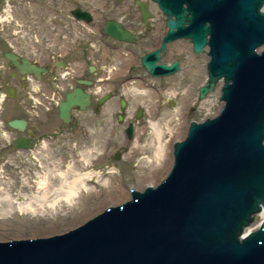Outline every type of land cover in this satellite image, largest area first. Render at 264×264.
I'll use <instances>...</instances> for the list:
<instances>
[{
    "label": "water",
    "instance_id": "water-1",
    "mask_svg": "<svg viewBox=\"0 0 264 264\" xmlns=\"http://www.w3.org/2000/svg\"><path fill=\"white\" fill-rule=\"evenodd\" d=\"M144 21L150 17L142 0ZM168 16V33L160 47L142 56L153 75H168L180 62L158 63L169 41L189 37L195 52L209 46L208 81L203 98L223 80L221 110L192 121L187 134L173 145V165L156 186L131 188V198L108 206L80 226L45 237L0 241V264H264V220L243 236L253 216L264 209V0H155ZM71 15L90 22L80 7ZM105 32L117 41L134 42L132 31L108 20ZM175 42V41H174ZM4 57L25 81L42 79L51 70L30 56L6 50ZM65 69L63 59L55 62ZM96 73V66L90 65ZM77 79L59 102V118L73 127V110L92 105L88 86ZM17 88L7 87L9 98ZM104 95L98 105L108 98ZM118 120L128 102L124 95ZM173 104V102H171ZM143 112L138 108L136 118ZM7 124L22 134L12 140L17 150L36 146L37 126L25 117ZM133 125L127 129L132 136ZM121 154L117 153L116 159Z\"/></svg>",
    "mask_w": 264,
    "mask_h": 264
},
{
    "label": "rangeland",
    "instance_id": "rangeland-1",
    "mask_svg": "<svg viewBox=\"0 0 264 264\" xmlns=\"http://www.w3.org/2000/svg\"><path fill=\"white\" fill-rule=\"evenodd\" d=\"M105 1L0 0L1 46L7 48L10 43L21 50L43 47L41 52L46 55V62L51 60L49 58L53 57L56 61L61 57L68 62L67 70L70 67L77 70L74 73L76 76L84 74L92 63L98 64L100 69V77L96 78V84L91 88L94 102L85 113L76 116L81 126L72 130L60 120L56 106L57 100L69 90L71 75L52 80V73L41 82L36 81L23 89L21 82L11 74L14 69L0 53V79L9 81L11 85L15 83L14 86L19 90L14 98L3 97L5 87L4 83H0V241L66 232L97 215L107 205H118L128 200L131 187L141 190L150 184L157 185L167 176L169 169L159 176L158 182L143 181L151 176L155 168L153 159L160 143L149 121L154 118L164 128V145L173 138V155V143L185 137L181 135L187 130L190 121L214 116L222 106L219 100L221 81L205 97L199 96V87L205 84L201 82L203 74L194 69L196 66L193 61L196 60V65H199L198 61L202 65L206 64L204 52L195 53L172 43L161 62L180 60L182 69L179 72L163 78H150L138 60L132 74L138 73L147 80L141 91L134 81L124 88L129 103L125 121L117 123L111 114L117 105L113 101L104 105L103 112L95 113L96 97L112 89L113 83L118 81L117 74L121 71L124 73V68L133 56H124L120 54L121 51L109 54L101 33L90 25L74 22L71 11L80 7L96 12L94 17L97 16L99 22H102V15H110L116 21L134 25L136 43L123 45L137 50L140 57L159 46L158 41L162 38L159 28L164 18L149 10L148 24L153 23L158 28L153 33L140 18V8L135 0H127L125 5H128H124V8H117L115 0H108L107 7H104ZM129 13L133 15L129 16ZM164 29L166 32L167 28ZM56 42L59 44L58 49L55 47ZM32 53L34 55L37 52ZM65 70L55 69L54 72L64 73ZM164 83L168 89L161 91L160 85ZM152 84L159 88L160 93ZM37 96L44 105L38 106ZM34 104L37 110L29 108ZM138 107L144 109V114L135 122L139 131L137 141L133 142V147H124L125 125L127 121H135V109ZM13 117H29L31 123L39 122L38 144L33 150H16L12 146L11 141L18 132L11 129L7 121ZM170 121H173L174 132H168L167 123ZM116 152L121 153L120 159H105ZM92 172L93 176L86 175ZM81 174H85L86 187L76 182ZM112 184L128 188V197L123 201L114 199L117 192ZM70 187L76 188L77 194L68 197ZM261 220L262 216L257 213L252 223L257 226ZM36 230L51 231L30 236L29 233ZM22 234L24 236H20Z\"/></svg>",
    "mask_w": 264,
    "mask_h": 264
},
{
    "label": "flooded vegetation",
    "instance_id": "flooded-vegetation-1",
    "mask_svg": "<svg viewBox=\"0 0 264 264\" xmlns=\"http://www.w3.org/2000/svg\"><path fill=\"white\" fill-rule=\"evenodd\" d=\"M107 2H108V0H106L105 2H104V7H107ZM127 2V0H115V4H116V7L117 8H120V7H123L124 8V5H125V3ZM136 3V2H135ZM149 6H150V3L149 2H146ZM137 4V3H136ZM126 5H128V4H126ZM125 5V6H126ZM138 5V4H137ZM139 6V5H138ZM140 8V7H139ZM149 9H150V7H149ZM151 11V10H150ZM140 12H141V10H140ZM153 12V11H152ZM95 13L96 12H92V15H93V18H92V20L90 21V22H88V24L92 27V28H96L97 29V31L99 32V33H101V35H102V42H103V44H104V46H106V48L108 49V53L110 54V53H112L113 51H118V53L120 52V54H124L125 52L127 53H125L127 56H133V58L131 59L132 60V62L134 63V64H132L133 66V69L134 68H136V66L138 65V60H139V62H141V57L145 54V53H143L142 55H141V57L139 56V54H138V51L137 50H135V49H131V47H125L123 44H131L132 42H125V41H117V40H115L114 38H112L111 36H109L106 32H105V23H106V21H108V20H114L113 19V17L112 16H110V15H108V17L107 16H105V15H102V22H99L98 20H97V16L96 17H94V15H95ZM133 14H130L129 13V16H132ZM140 15V14H139ZM162 15V14H161ZM140 18L143 20V18H142V15H140ZM73 20H74V22H76V23H80V24H83V23H81V22H79V21H77V20H75L74 19V17L72 18ZM119 21V20H118ZM144 21V20H143ZM164 21H165V17L163 18V21H162V27L164 28H166V26H165V24H164ZM120 23H122L123 25H124V27H126L127 29H129L130 31H132V33L134 34V38H135V41L133 42V43H136V41H137V35H136V33L134 32V29H133V27H134V25H132V24H126V23H124L122 20L121 21H119ZM144 22H146V21H144ZM149 22V21H148ZM146 24H148L147 22H146ZM130 25H132V26H130ZM149 25V24H148ZM130 26V27H129ZM152 26H154V29H153V27ZM129 27V28H128ZM147 29L149 30V31H151V32H153V33H156L157 31H158V28L157 27H155V25H153V23L151 24V25H149V27H147ZM165 30V29H164ZM166 32H164V33H162V36L165 34ZM146 37H148V35H146ZM108 39H110V40H108ZM160 40H161V38H160ZM160 40L158 41V43L160 42ZM118 42H120L121 44H119ZM58 46H59V44H58V42H56V44H55V47L58 49ZM156 47H158V46H155L153 49H156ZM43 47H39L38 48V50H35V49H33V50H29L28 48L27 49H22V52L24 53V54H33L32 52L33 51H36L37 53L36 54H34V55H31V56H33V57H36L38 60H41L42 62H46V59H45V57H46V55H44L42 52H41V49H42ZM60 48H61V43H60ZM105 48V49H106ZM45 49V48H44ZM153 49H151V50H153ZM150 51V50H149ZM148 52V51H147ZM146 52V53H147ZM167 52V51H166ZM166 52L165 53H163L162 52V54H161V60H162V58L164 57V55L166 54ZM50 53V52H49ZM49 60H50V58H49ZM45 65H48V64H46V63H44ZM89 64V63H88ZM92 64H94L95 65V63H92ZM92 64H89L88 65V67L86 68V72L84 73V74H81V75H75L74 73H76L77 71L75 70V69H73V68H71L70 67V69H71V71L73 72V74H71V83H73L74 85H76L77 84V79H80V78H83V79H89V80H92L93 81V84L92 85H89L88 86V91L91 93V95H92V103L94 102L93 101V93H92V91H91V88L96 84V78H98V77H100V69H99V66H98V64H96L95 66H96V73H92L91 71H90V65H92ZM141 65L143 66V64H142V62H141ZM103 66V65H102ZM50 68V72L47 74V75H51L52 73H54L53 74V78H52V80H54L55 78H58V77H60L58 74V71H56V72H54V70L55 69H57L56 67H53V68H51V67H49ZM143 68L146 70V68L143 66ZM147 71V70H146ZM147 74H148V77H152V78H163V77H155V76H152V74L151 73H149V71H147ZM46 75V76H47ZM57 77H56V76ZM45 76V77H46ZM124 75H122V74H119V75H117V79H118V81H117V83H113V87H112V89L109 91H103L101 94H99L97 97H96V101H95V108H94V112L95 113H101V112H103L104 110L102 109L103 107H104V105L106 104V103H108L109 101H113V102H115L117 105H116V109H115V111H113L111 114L115 117V119H116V121H117V123H122V122H124L125 121V119H126V115H127V112H128V106H129V103H128V106H127V109H126V111H125V113H124V118H123V120L122 121H119L118 120V113L120 112V106H121V102H120V98H121V96L122 95H124V88H126V85L129 83V84H131L132 82L131 81H134V83H141V84H146V77H143L142 75H140V74H130V75H128L127 77H123ZM14 79H18L20 82H21V84H22V88L23 89H27L28 88V83H27V81H26V84H25V81L24 80H22V77L20 76V75H17ZM133 79V80H132ZM56 80V79H55ZM141 80V81H140ZM152 86H154L153 84H152ZM69 88V87H68ZM153 88H155L156 89V91H157V93H160V91H159V88H156L155 86L153 87ZM160 88L162 89V88H168V85L166 84V83H164V84H161L160 85ZM162 91V90H161ZM66 92V91H65ZM105 94H108L109 96H108V98H107V100L105 101V103L103 104V105H101V106H98V103H99V100L101 99V97H103ZM64 95H65V93H64ZM125 96V95H124ZM64 97V96H63ZM61 99V98H60ZM127 102H128V100H127ZM91 107V106H90ZM139 108V107H138ZM138 108L137 109H135V117H136V115H137V111H138ZM142 108V107H141ZM88 110V109H87ZM87 110H85V111H82V110H79L78 108H76V109H74L73 110V122H76V123H78V126H76V127H73L71 124H67L68 125V127H70L72 130H75V129H78L80 126H81V124H80V121H78L77 120V118H76V116H78V115H80V114H83V113H85ZM142 112H143V114H144V109L142 108ZM142 114V115H143ZM82 116V115H81ZM29 118V117H28ZM136 119L137 118H135V121H133V120H131V121H127L128 123H127V125H125V130H124V135H126L125 133H126V128H127V126H128V124L129 123H134L135 125H136ZM63 122V121H62ZM64 123V122H63ZM65 124V123H64ZM32 125H36L37 126V135H38V132H39V122H37L36 121V123H32L31 124V126ZM17 135V134H16ZM37 135H36V146H37V144H38V139H37ZM127 140H128V138H127V135H126V138L124 139V141H123V146H125V144H126V142H127ZM35 146V147H36ZM117 153H120V152H116L114 155L113 154H110L108 157L106 156L105 158H108V159H116V155H117ZM121 154V153H120Z\"/></svg>",
    "mask_w": 264,
    "mask_h": 264
},
{
    "label": "bare ground",
    "instance_id": "bare-ground-1",
    "mask_svg": "<svg viewBox=\"0 0 264 264\" xmlns=\"http://www.w3.org/2000/svg\"><path fill=\"white\" fill-rule=\"evenodd\" d=\"M142 1L149 2L150 3V6H149L150 10L153 11L154 13L158 14V16H161L162 11H161V9H159L158 3L155 0H142ZM262 10H264V7H263ZM161 26H162V23H161ZM159 32L163 33L164 32V28L160 27L159 28ZM173 44H176L178 46V48H187V49H190V51H194L193 47H191V42L190 41H185L184 39H177V40H175V42H173ZM208 49L209 48L207 46H205L203 60L206 62V64L202 65L198 61L199 65H196V63H197L196 60L194 59V61H193L194 65L196 66L194 69H196L197 72H200L201 74H203V78L201 80V82H203L202 84H205V82L207 80V77H208V75H207V73H208V62H209ZM123 55L126 56L125 53ZM122 73H123V71L119 72L117 75L122 74ZM135 84L138 85V88H139L140 91H141V89H143L145 87V86H143L144 84H141V83H135ZM220 92H221V89L219 91V94H220ZM221 105H223V103ZM221 107L222 106L219 107V109L217 111V114L221 110ZM149 123H150L151 127L154 129V133H155L156 137L158 138V140L160 141V143H159V146H158V148L156 150V153H155V156H154V159H153L155 168L153 169V172H152L151 176H148L147 178H144L143 181L151 180L150 183H153L154 180H157L156 182H158V180L160 178L159 176L162 175L167 170V168L170 171V169H171V167L173 165V155H172V146H171L172 142H173V138H170L168 144L164 145L163 144V136H164V133H165V131L163 130L164 128H162L160 126V123L155 122L154 118L151 119L149 121ZM172 127H173V121H170L169 123H167L168 132H174V129ZM186 131H184V133H182V135H181L182 137L185 136ZM134 141L135 142L137 141V136L134 139ZM44 144L46 145L47 142L44 141ZM134 144L135 143H133L131 147H133ZM86 175L91 177V176L94 175V173L92 172V173H88ZM84 176H85V174L79 175L78 178H76V182L79 181V183L82 186L86 187L87 183L84 181V178H83ZM112 185H113L114 190L117 192V195L114 196V199L123 201L125 198L128 197V195H129L128 188L123 189L122 187L119 188V187L114 186V184H112ZM144 185H146V184H144ZM75 194H77V189L76 188L72 189V187H70V193L67 194L68 197H71V196H73ZM120 201H118V202H120ZM258 214L262 216V221H263L264 220V209H263V211H260ZM262 221H260V223L257 226H254L253 225L254 223H252V225H248L243 231V236H246L251 231L258 229L261 226ZM50 231L51 230H48V231L36 230L33 233H29V234H31L30 236H38V235L44 234V233L47 234ZM20 236H24V234H22Z\"/></svg>",
    "mask_w": 264,
    "mask_h": 264
}]
</instances>
